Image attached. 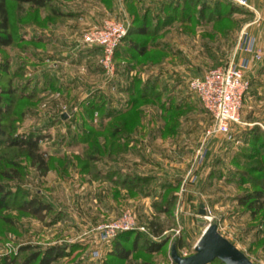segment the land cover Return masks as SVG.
<instances>
[{"label": "rangeland", "instance_id": "374dc122", "mask_svg": "<svg viewBox=\"0 0 264 264\" xmlns=\"http://www.w3.org/2000/svg\"><path fill=\"white\" fill-rule=\"evenodd\" d=\"M163 2L53 0L58 9L79 13L78 18H49L46 10L39 11L27 3L8 2L11 30L17 41L0 49V66L8 64V71L0 72V99L6 110L1 121L13 134L44 136L40 149L48 155L49 168L46 176L41 177L22 152L7 148L0 141V181L12 195L9 207L0 215V257L16 255L24 246H31L34 251L66 245V256L53 264H103L111 246L110 242L101 240L98 228L129 211L136 225L146 229L141 234L152 241L168 239L157 253L147 255L136 251L131 255V264H144L143 261L173 264L170 248L177 240L181 244L177 248L178 255H192L208 224L217 225L219 234L253 264H264V215L251 217L245 208L239 207L235 196L243 190L227 181L234 173L232 157L245 143L243 135L247 127L242 113H264V0H247V9L259 14L260 21L253 22L255 13L250 15L244 10L232 16L233 22L225 18L203 25L195 20L180 23V16L171 14L174 21L153 35L133 36L138 42L157 44V47L140 57L134 54L132 58L113 59L117 71L121 67L124 70L127 62L135 64L128 75L121 70L120 74L126 79L119 74L116 80L156 81L162 94L172 95L177 102L183 103L181 105L187 104L180 115L178 134L168 139L162 135V138L151 140L148 132L157 124L161 125L160 130L165 128V119L159 115L150 118L156 108L150 104L142 105L143 126L139 134L136 133L138 143L131 141L128 144L130 149L115 159L98 161L97 168L103 172L110 167L121 169L124 174L153 177V182L141 194L127 193L107 181L94 180L85 170V153L90 142L102 140V135L97 133L102 125L100 87L106 81L98 60L91 66L92 74L84 73L87 68L82 62L72 60L74 53L88 51L77 44L83 33L94 26L88 23L90 20L86 16L94 15L98 21L116 16L125 19L129 27L134 12L140 16L149 12L148 24L152 25L163 11ZM247 24H250L249 34L255 38L263 59L251 63L246 73L251 86L241 109L242 124L232 126L229 135L219 134L209 140L205 133L212 125V118L191 92L189 81L224 67L234 53L241 28ZM117 62H120L119 66ZM47 71L53 74L56 90L48 88L39 94ZM84 81L90 85L82 84ZM105 95L111 109L123 112L131 107L130 101L125 102V95L117 105L113 101L117 94ZM87 101L91 104L87 105ZM84 106H91V109L85 110ZM89 121L93 134L91 138H84L80 133ZM77 132H80V143L73 144L72 133ZM131 147L136 150L132 151ZM5 174L10 179L3 178ZM256 175L261 177L258 173ZM185 179L188 181L184 183ZM176 180H180V184L173 193L176 200L171 214H156L152 203L157 202L162 193L160 185L164 181ZM182 186L186 190L181 193ZM148 189L152 195L144 196ZM19 192L51 207L43 220L16 209ZM201 205H204L205 215L211 218L210 223L203 222L199 214ZM151 222L160 225L162 232L159 235L155 236L149 229ZM29 253L17 257L21 261Z\"/></svg>", "mask_w": 264, "mask_h": 264}, {"label": "trees", "instance_id": "16d2710c", "mask_svg": "<svg viewBox=\"0 0 264 264\" xmlns=\"http://www.w3.org/2000/svg\"><path fill=\"white\" fill-rule=\"evenodd\" d=\"M11 0H0V49L8 48L17 40L11 30L10 14L8 9V2ZM17 3H27L31 6L37 7L40 10H46L47 16L50 18H66L77 17L79 13L64 12L58 9L53 0H12ZM162 12L165 14L161 16L158 14L155 23L148 24L149 12L132 14L133 19L131 25L127 30V35L121 41L120 45L115 51L114 59L132 58L134 54L137 56L148 54L157 47V44L147 45L145 42H138L134 40L133 36H150L155 32L161 30L165 25L174 21V16L179 15L180 23H189L195 20L197 24L215 23L219 20H230L233 22L232 16L237 12L249 13L254 15L253 11L244 7H239L229 0H168L162 3ZM246 15V14H245ZM151 23V22H150ZM152 30V34H150ZM217 32V31H216ZM220 32V31H219ZM218 33V32H217ZM226 33H224L225 35ZM42 35L40 34L39 37ZM120 65V62H117ZM126 68L123 70L127 75L130 69L135 66L127 62ZM119 69V68H118ZM8 71V64L0 66V72L6 73ZM42 87L40 92L50 88L56 90L53 76L50 72L44 73L42 79ZM129 85L126 89L127 100L130 101L131 107L126 111H119L107 107L104 99L100 98V110L102 125L99 128V133L102 135L101 139H93L88 147L86 154L85 170L89 176L94 180H103L114 184L118 189L127 193H143L148 184L153 182V177L141 176L137 174H124L121 169H109L106 172L97 168L98 161L103 158L115 159V157L123 152H126L130 147L128 144L135 140V135L140 131L143 125L141 120L144 116L142 105L150 104L151 107L156 108V113H161L160 117L165 119V128L175 131L179 126L180 115L183 113V107L175 102L172 95H164L159 91V84L154 81L141 82L138 78L128 80ZM251 86V85H250ZM58 90V89H57ZM92 101V100H91ZM87 101V105L91 104ZM127 104V103H126ZM157 105V107L155 106ZM91 106H84L85 110H90ZM186 108V107H185ZM6 114L5 105L0 99V141L7 148L15 149L22 152L31 167L35 168L41 177L48 173V155L40 149V142L43 141L44 136L34 135L32 133L13 134L10 128H6L1 121L2 116ZM90 114V113H88ZM164 114L166 116H164ZM261 126H253L247 129L244 133L245 143L232 157V164L234 173L228 178V182L235 183L238 189H242L241 193L235 196L239 207L245 208L251 217L258 214L264 215V131ZM93 128L91 121L83 126L80 134L92 137ZM79 133H72L71 142L73 144L80 143ZM107 164V161H106ZM256 173L260 174L256 175ZM5 179H10L6 174ZM180 180L174 182L164 181L160 185L162 193L158 196L157 202L153 201L152 210L156 214L170 215L175 205L176 198L174 192L178 189ZM252 190H248L249 188ZM144 196H151L150 190ZM11 193L5 189L2 181H0V215L3 210L9 207ZM17 210L25 212L33 217L43 220L45 214L51 210V207L35 197H26L24 192H19ZM13 199V198H12ZM159 226V227H158ZM149 229L156 236L162 231L160 225L154 222L149 223ZM168 239L152 241L139 231H125L118 233L111 241V249L109 255L104 259L103 264H131V255L136 251L151 255L161 250ZM176 249L181 245L180 240L176 241ZM68 246L55 245L45 249H34L31 246L21 247L18 254L30 252L20 261L18 254H5L0 257V264H53L59 259L64 258L67 254ZM144 264H149L143 261ZM219 264H224L219 260H214Z\"/></svg>", "mask_w": 264, "mask_h": 264}, {"label": "built area", "instance_id": "2783aa9c", "mask_svg": "<svg viewBox=\"0 0 264 264\" xmlns=\"http://www.w3.org/2000/svg\"><path fill=\"white\" fill-rule=\"evenodd\" d=\"M239 7L248 8L247 0H229ZM255 13L253 22L260 21ZM250 24L245 25L239 32L234 53L224 67H219L193 77L189 88L198 98L200 105L212 118V125L206 131L209 140L217 135H229L232 126L241 125V109L250 82L246 73L250 64L259 63L263 59L261 49L256 45L255 38L249 34ZM128 23L116 16L103 20L100 26L88 29L78 40V46L84 49H99L98 65L102 69L106 81L100 87H109L117 73L114 54L121 41L125 38ZM114 90V87H110ZM200 157H202L200 155ZM187 182L188 180L185 179ZM181 193L186 189L182 186ZM206 214V211H205ZM203 222H211L207 215L202 216ZM210 224H208L209 226ZM101 240L110 242L118 233L125 231L144 232V227H138L133 215L126 211L116 221L98 228ZM204 232V231H203Z\"/></svg>", "mask_w": 264, "mask_h": 264}, {"label": "water", "instance_id": "95a60500", "mask_svg": "<svg viewBox=\"0 0 264 264\" xmlns=\"http://www.w3.org/2000/svg\"><path fill=\"white\" fill-rule=\"evenodd\" d=\"M199 214L205 215L204 205H201ZM170 258L173 264H210L216 259L224 264H253L242 251L219 234L215 224L204 230L192 255L180 257L176 246L171 245Z\"/></svg>", "mask_w": 264, "mask_h": 264}, {"label": "crops", "instance_id": "0c3cea01", "mask_svg": "<svg viewBox=\"0 0 264 264\" xmlns=\"http://www.w3.org/2000/svg\"><path fill=\"white\" fill-rule=\"evenodd\" d=\"M113 10L115 11V7L113 8ZM86 17L90 21H88L87 19H85V20H87L88 23L91 24V25H94V26H96V25L98 26L99 25L100 26L101 23H102V20L101 21H98V19H96L97 17H95L94 15L88 14ZM96 22H98V24H94ZM80 50H83V49H80ZM83 51H85V50H83ZM74 54L75 55L73 56L72 60L75 63L82 62V65L84 64L86 66V68H87V70L84 69L85 70L84 73H88L89 72L88 74H90V73L92 74L93 68L91 66L94 63L97 62L96 60H98V58L100 57V54L101 53H100L99 49L94 48V49H88V51H85V52H82V53L80 51L79 53H74ZM121 70H123L122 67L118 69V71H117V73L115 75V78H114L113 82L110 84L109 87H106L104 89H101L103 96L100 93V97H102L104 99V101L107 103V105H108V101L109 100L105 99V97H106L105 94H107V96H111V95L112 96H116V94H117V96H118L117 99L116 100L113 99V101L115 102V105H117V104L120 103V101L122 100V97L124 95H125V97H127V95H126V89H127V86L129 85V81H126V80H123V81L122 80H116V79H118L117 76L120 74ZM120 75H122V77H125V75L123 76L122 73ZM125 79H126V77H125ZM72 82L76 83V81H72ZM118 82H120V84ZM82 84L88 85V86L90 85L86 81L82 82ZM110 87H114V90H111ZM84 91H85V89H84ZM175 102L176 103H179V104H183L181 102H177L176 100H175ZM186 106H188V105L186 104ZM110 108H112V107H110ZM160 114L161 113H150V115L149 114L148 115H149L150 118L152 116H155V118H156V115H159L160 116ZM242 118H243V123L246 125L247 129H250L253 126H256V125H259V126H263L264 127V125H263L264 124V113H242ZM180 122H181V117H180V120H179V124H180ZM160 126H158V124H157L154 127L155 129L153 128L152 131H149L148 132V134H151V138H152L151 140H156L158 137L159 138H162L163 137L162 135H165L164 139H168L170 137H174L175 135L178 134V131H179V128H180V126H178L175 131H172V130H169V129H165V128H161V130H160ZM137 134H139V132H137ZM137 134L135 135L134 144H137L138 143L137 142L138 141L137 140V138H138ZM131 149H132V151H135L136 150V147L135 148L134 147L133 148L131 147ZM191 199H192V197H191Z\"/></svg>", "mask_w": 264, "mask_h": 264}]
</instances>
